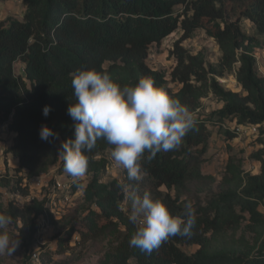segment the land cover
<instances>
[{"label":"trees","instance_id":"16d2710c","mask_svg":"<svg viewBox=\"0 0 264 264\" xmlns=\"http://www.w3.org/2000/svg\"><path fill=\"white\" fill-rule=\"evenodd\" d=\"M22 1V19H0V126L7 125L13 134L7 153L18 159L16 171L27 177L46 173L52 166L66 173L59 151L63 141L75 138V122L67 109L75 103L71 80L78 69L107 72L121 86H134L140 78H149L192 114L210 93L222 102L208 117L195 118L194 128L178 149L161 151L151 161L146 152L140 161L141 170L156 188L152 197L161 200L173 216L183 218L184 203H192L197 222L190 236L171 237L151 254L129 245L136 225L124 210L121 183L117 179L103 181L107 160L102 154L113 146L98 139L96 146L86 151L89 180L83 188L82 230L74 223L67 227L55 252H63V241L70 242L74 234L82 240L111 237L122 226L124 232L116 235L97 264H264V75L255 55L262 45L256 34L264 36V0ZM236 6L234 18L230 11ZM244 20L256 34L246 31ZM198 28L217 41L221 50L217 63L207 66L202 53L190 54L181 45ZM177 29L183 33L171 51L174 67L167 73L152 68L147 62L149 48ZM17 63L24 66V75L17 74ZM232 70L240 91L226 88L217 79ZM167 75L180 85L177 91L171 88ZM45 106L51 108L47 117L43 115ZM215 119H231L236 126H258L262 147L252 157L261 163L260 171H246L242 161L230 157L218 190L202 199H181L188 183L215 180L202 171V156L212 137L207 122L217 124ZM44 125L58 138L42 140L39 132ZM232 132L226 131L230 139L236 136ZM8 176L0 175L2 187L27 194L20 184L22 177L14 180L13 175ZM71 185L72 193L79 189L73 178ZM162 186L175 189L177 195L158 191ZM44 208L45 200H34L23 208L12 202L0 203V213L28 226L23 235L27 247L32 245L35 221ZM68 218L51 220L60 225ZM183 245L197 248L187 253Z\"/></svg>","mask_w":264,"mask_h":264},{"label":"clouds","instance_id":"9594fccd","mask_svg":"<svg viewBox=\"0 0 264 264\" xmlns=\"http://www.w3.org/2000/svg\"><path fill=\"white\" fill-rule=\"evenodd\" d=\"M71 87L75 103L67 109L75 122V138L61 143L59 157L63 169L78 187L86 185L91 151L98 139L113 146L114 162L127 171L129 181L142 179L141 159L147 152L151 161L157 153L178 149L184 137L195 126V117L177 98L157 87L153 80L140 78L134 86H121L109 73L81 68L72 73ZM51 111L45 106L43 115ZM40 138H58L47 125L41 127ZM125 200L130 203L128 219L136 225L129 241L131 247L151 254L161 244L177 235L190 236L196 224L192 203L185 202L183 218L173 216L168 207L150 192L142 195L129 184H120ZM13 218L0 213V255H12L20 244L9 228Z\"/></svg>","mask_w":264,"mask_h":264},{"label":"rangeland","instance_id":"374dc122","mask_svg":"<svg viewBox=\"0 0 264 264\" xmlns=\"http://www.w3.org/2000/svg\"><path fill=\"white\" fill-rule=\"evenodd\" d=\"M230 7H232V4L229 5V8ZM24 9V3L22 0L0 1V19H22ZM175 9L181 10V6H176ZM230 14L236 18L238 15V6L234 7L233 10L230 11ZM242 24L248 33L256 34L252 24L248 20H244ZM182 33L181 29H177L160 44H153L149 48L147 62L152 68L167 73L174 67L175 57L172 56L171 51L174 49V43L181 37ZM256 35L260 38L262 45L255 49V55L257 56L259 71L264 75V36ZM181 45L190 54L196 55L202 53L207 66L210 63H217L221 57V50L217 41L210 37L206 30L202 28H198L193 36L184 40ZM238 65L239 64H236L235 68H237ZM15 69L17 74L24 75V66L20 63L16 64ZM224 77L227 81L222 84L226 88L240 91L235 70L229 71ZM167 79L170 81L169 75H167ZM169 84L173 91H177L180 88V85L175 84L172 81H170ZM221 105L222 102L213 93H210L208 96L202 98L201 107L193 115L195 118L202 116L208 117L212 111L219 109ZM216 120L217 119H215V121ZM207 123L212 132V137L207 151L202 156V171L205 174L213 175L215 180L208 182L207 184H201L198 182L188 183L187 188L181 194V199H186L191 196H197L202 199L218 190L220 180L225 173L226 165L230 157L242 161L243 168L246 171L252 173L260 171L261 163L252 157V153L258 151L262 147V144L259 142L258 134H252L246 129L238 131L235 123L232 122L231 119H226L222 122L217 120V124H212V121L210 120ZM227 130L230 132L233 131L232 133H235L236 136L232 139L228 138L226 134ZM9 144L10 134H2V138H0V175L6 176V174H9L10 177L13 175L14 180H18L22 176L16 171L15 164L12 161L13 156L7 153ZM111 151L112 147L106 149L102 154V157L107 160V167L103 175V181L109 182L113 179H117L121 184L131 185L140 195L145 191H148L153 196V193L156 192V188L154 187L151 178L141 170L143 175L140 181H129L127 179V171L114 162L111 156ZM57 170L58 168L56 166H52L50 168L51 175H56L58 172ZM61 179L67 186L71 185L70 182H72V179L68 176L62 175ZM88 180L89 175L86 174L83 183L86 185ZM158 191L170 192L173 196L177 195L175 189L168 190L165 186L160 187ZM14 193L15 190L11 186L2 187L0 185V203L8 205V203L12 202L14 204V201L16 200ZM31 195L37 198L42 197V194L39 193L38 190L31 193ZM25 201V199L20 198V201H17V203L23 205L26 203ZM82 203L83 189L79 188L75 194H71L70 192L66 202H62V204H58L56 207V211L62 214V218H59L58 220L63 219L67 215L69 217L68 221H66L67 223L57 225L51 220L49 226L38 227L36 224L37 231L34 235L32 245L29 247L25 245L28 241L26 236H23L24 232L26 233L28 226L23 224L20 219L17 221L13 220L14 222L9 228V232L13 239H19L20 244L12 255H0L2 264H25L29 250L36 248V246H41L42 264H97L107 246L114 241L116 235L117 237L121 236L124 232V227L121 226L119 230L114 231L116 235H111V237L101 236L82 240L79 235L77 236V234H74L73 239L70 242L63 241V252H55L58 249L60 238L63 239L64 237V232L67 227L74 223L78 231L82 230L80 219L85 214V211L82 209ZM123 207L128 214L130 203L125 200ZM261 209L264 211V206H262ZM20 229L23 232H21ZM112 236H114V238ZM196 248L197 246H182V249L187 253L194 252Z\"/></svg>","mask_w":264,"mask_h":264},{"label":"built area","instance_id":"2783aa9c","mask_svg":"<svg viewBox=\"0 0 264 264\" xmlns=\"http://www.w3.org/2000/svg\"><path fill=\"white\" fill-rule=\"evenodd\" d=\"M217 79L221 84L227 81L225 77H217ZM232 90H236V89H232ZM236 128L238 131L246 129L249 130L252 134L260 135L258 126L239 125L236 126ZM19 173L22 176V182L20 184L24 188H26L28 192L27 194H22L21 192L16 191L14 193L16 197L14 204L20 208H23L25 205H31L34 200H45L44 212L36 218V224L38 227L49 226L51 218L54 220H58L59 218H62V214L56 211L57 205L62 204V202H66L70 192L71 194L76 193V192L72 193V185L67 186L64 183V181L61 179L62 175H66V173H60L58 171L57 174L53 176L51 175V171L49 170L46 173H42L40 175L33 177H27L24 172H19ZM71 183L72 182H70V184ZM37 190L39 193L42 194L41 198L39 197L37 198L31 195V193ZM20 198L25 199L26 203L23 205H19L17 201L19 202ZM38 242L43 244L40 241ZM41 252H42L41 246L38 247L36 246V248L30 249L25 264H42Z\"/></svg>","mask_w":264,"mask_h":264},{"label":"crops","instance_id":"0c3cea01","mask_svg":"<svg viewBox=\"0 0 264 264\" xmlns=\"http://www.w3.org/2000/svg\"><path fill=\"white\" fill-rule=\"evenodd\" d=\"M5 133L10 134V144H9V146H10L11 143H12V136H13V134L9 132V130H8V128H7V125H1V126H0V138H2V134H5ZM9 146H8V147H9ZM9 154H10V153H9ZM10 155H12V154H10ZM12 156H13V155H12ZM12 161H13V163L15 164L14 166H15V168H16V167L18 166V159H17L16 157L13 156Z\"/></svg>","mask_w":264,"mask_h":264}]
</instances>
